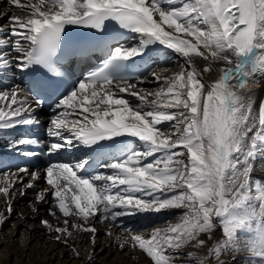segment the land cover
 <instances>
[{
	"label": "snow or ice",
	"instance_id": "1",
	"mask_svg": "<svg viewBox=\"0 0 264 264\" xmlns=\"http://www.w3.org/2000/svg\"><path fill=\"white\" fill-rule=\"evenodd\" d=\"M8 4L13 14L0 27V141L25 158H49L42 170L49 187L29 202L39 213L37 205L52 197L47 215L57 224L39 221L47 234L67 247L71 230L90 233L95 246V224L111 221L129 233L117 247L138 248L149 264H210L225 253L264 264V183L253 176L264 168V98L257 112L252 87L264 77V0ZM72 31L84 34L69 39ZM169 50L182 58L181 70L149 74L151 58ZM98 53L104 59L93 70ZM197 58L208 62L204 73L222 63L218 78L202 82ZM76 64L85 73L78 81ZM150 80L157 90H135ZM45 107L46 139L17 133L38 127ZM62 153L67 162H52ZM11 167L0 160L8 169L0 177L5 195L30 175L25 195L42 175ZM173 210H182L178 222L150 232L125 223ZM12 211L9 203L7 216ZM6 218L0 213V225ZM217 228L223 239L197 261L193 250ZM235 255L217 264H232Z\"/></svg>",
	"mask_w": 264,
	"mask_h": 264
},
{
	"label": "bare ground",
	"instance_id": "2",
	"mask_svg": "<svg viewBox=\"0 0 264 264\" xmlns=\"http://www.w3.org/2000/svg\"><path fill=\"white\" fill-rule=\"evenodd\" d=\"M6 15L7 17L9 16L7 12ZM172 55H174L172 59H167L168 56ZM168 56L151 58L153 66L149 69V74L155 71L162 76H169L180 71V65L183 63L182 58L171 52ZM160 58L161 60H159ZM207 63L208 62L204 61L202 58H197L195 60V64L203 76L202 82L211 83L218 78L219 69L224 65L222 63H213L212 70L204 73L203 68ZM17 82L24 86L19 76ZM252 87L256 92L254 108L258 112L259 102L264 98V77H260L259 82L253 84ZM140 88H144L146 91L151 92L157 90L159 84L154 80H150L148 83L138 84L135 90L139 91ZM122 95L127 98V94ZM131 99L133 103L136 102L135 98ZM40 119L42 122H48L49 116L45 115ZM167 127V123L162 125V128ZM16 131H20V128ZM0 151L14 154V151H9L7 146L1 147ZM259 163L260 161L258 160L257 164ZM4 170L8 169H0V177H2ZM10 170L13 172L16 171L12 168ZM29 171L32 170L29 168ZM253 176L258 177L260 182L264 183V168H257L253 172ZM30 179V175L25 176L24 183H16L7 195L0 193V213H3L7 217L6 221L0 225V264H65L64 260H71V258V264H73L76 262V252H78V264H88L89 256H92L94 260L99 259L104 263L107 259L106 261H108V264H149L150 258L146 259V254H143L138 248L134 249L128 246L121 251L117 247V244L125 239L129 233L125 229H122L119 224H114L111 221L104 224H95V227L98 229L95 246H93L91 242L92 236L90 233L76 232L75 230H71L73 231V235L67 238V247H65L63 243L55 242L52 236L47 234L46 229L39 222L40 219L44 217L49 219L54 226L57 224L55 218L47 215V209L52 203V197L50 195L47 197L48 203L37 205L39 213L34 212L29 203L30 201L34 203V197L37 192L45 187H49L45 183L43 173L41 178L36 182L35 187L27 189L25 195H20L21 189L26 187ZM0 186L3 185L0 184ZM9 203H11L13 209L10 217L7 216V206ZM171 213L176 217H171ZM181 215L182 210L165 211L159 214L149 213L140 215L135 219L126 218L125 223L133 227L137 232H150L156 227L166 226L169 222H178ZM152 222L156 225L153 228L149 227V229H145V227ZM60 226H63L62 223ZM106 232H111L112 235H105ZM52 235L54 236L55 233ZM214 235H216V232H214L213 236ZM206 236L207 234H202V238H206ZM215 237V239L219 238L217 236ZM81 248L83 249L82 252L80 250ZM208 248H210L209 239H206V244L201 249H185V251H196V260L198 261L202 256L207 255ZM72 249H75L76 252ZM101 249L103 250L101 251ZM233 255H235V253H225L220 259L231 261ZM232 264H248V261L242 260L241 255H235V260Z\"/></svg>",
	"mask_w": 264,
	"mask_h": 264
},
{
	"label": "rangeland",
	"instance_id": "3",
	"mask_svg": "<svg viewBox=\"0 0 264 264\" xmlns=\"http://www.w3.org/2000/svg\"><path fill=\"white\" fill-rule=\"evenodd\" d=\"M5 14H6V12H5ZM9 16L10 15H12V14H10V13H7ZM8 16V17H9ZM151 98V97H150ZM1 198V197H0ZM171 217H176V216H173V213H171ZM161 222H163V221H161ZM156 224L155 223H150V224H148V226H146L145 227V229H149V227H151V228H153L154 226H155ZM214 232H216V235H214L211 239H209V244H210V247L214 244V243H216L218 240H220V239H223V237H222V230H220L219 228H217ZM215 236H217V237H219L218 239H215L216 237ZM81 250V252H82V248L80 249ZM220 259V257H213L212 259H211V261H210V264H217V261ZM107 260V259H106ZM105 260V263L106 264H108V261H106ZM71 261H72V258H71V260H64V263L65 264H71ZM79 263V261H78V258H76V262H74L73 264H78ZM103 261H101V260H94V264H105Z\"/></svg>",
	"mask_w": 264,
	"mask_h": 264
}]
</instances>
